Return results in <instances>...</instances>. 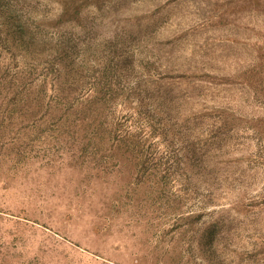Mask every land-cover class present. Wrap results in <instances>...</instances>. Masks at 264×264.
Masks as SVG:
<instances>
[{
	"label": "rangeland",
	"instance_id": "obj_1",
	"mask_svg": "<svg viewBox=\"0 0 264 264\" xmlns=\"http://www.w3.org/2000/svg\"><path fill=\"white\" fill-rule=\"evenodd\" d=\"M0 15V264H264V0Z\"/></svg>",
	"mask_w": 264,
	"mask_h": 264
},
{
	"label": "trees",
	"instance_id": "obj_2",
	"mask_svg": "<svg viewBox=\"0 0 264 264\" xmlns=\"http://www.w3.org/2000/svg\"><path fill=\"white\" fill-rule=\"evenodd\" d=\"M3 15V14H2ZM2 15H0V17H2ZM8 19V18H7ZM43 45L44 46H48V43L46 42V41H43ZM42 53H44V52H42ZM48 54H53V53H48ZM57 57V55H55V53H54V55H53V57ZM52 72H53V70H51Z\"/></svg>",
	"mask_w": 264,
	"mask_h": 264
}]
</instances>
